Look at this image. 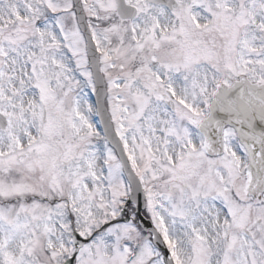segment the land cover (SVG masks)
<instances>
[{"label": "snow or ice", "instance_id": "obj_1", "mask_svg": "<svg viewBox=\"0 0 264 264\" xmlns=\"http://www.w3.org/2000/svg\"><path fill=\"white\" fill-rule=\"evenodd\" d=\"M0 264H264V0H0Z\"/></svg>", "mask_w": 264, "mask_h": 264}]
</instances>
